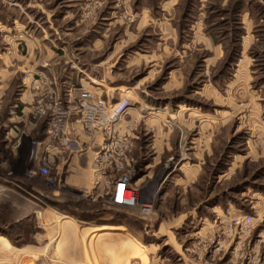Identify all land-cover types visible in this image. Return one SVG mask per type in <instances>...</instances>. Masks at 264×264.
Returning <instances> with one entry per match:
<instances>
[{
  "label": "rangeland",
  "instance_id": "1",
  "mask_svg": "<svg viewBox=\"0 0 264 264\" xmlns=\"http://www.w3.org/2000/svg\"><path fill=\"white\" fill-rule=\"evenodd\" d=\"M49 67L129 102L112 156L130 161L137 206L109 202L102 137L81 128L87 153L70 163L71 135L62 159L49 155L52 182L38 174L36 100L43 88L61 99ZM0 86V131L13 121L0 144V264H143L117 251L127 242L144 264H264V0H0ZM46 233L64 245L51 250Z\"/></svg>",
  "mask_w": 264,
  "mask_h": 264
},
{
  "label": "built area",
  "instance_id": "2",
  "mask_svg": "<svg viewBox=\"0 0 264 264\" xmlns=\"http://www.w3.org/2000/svg\"><path fill=\"white\" fill-rule=\"evenodd\" d=\"M55 95L51 89L43 88L39 99L36 100L34 117L46 116L44 139L38 142L39 145L41 144L40 151L46 154V158L40 157L44 166L39 168L38 174L44 176L48 182H52L51 177L47 176L50 171L48 165L51 162L49 155L54 156L55 159H62L67 154L70 148L68 137L71 138L72 135L71 124L75 122L85 134L102 137L100 149L94 157L95 166H98L95 173L108 185L104 195L108 197L109 202L116 207L137 206L139 200L133 188L135 171L130 168V161L121 151H116L115 157L112 156V145H117L121 141V135L116 133V130L129 107V102L120 99L109 105L82 88L68 90L65 100ZM123 162L129 167L124 173ZM130 199L131 204H125ZM251 220L248 216L244 217L241 221V229L249 225Z\"/></svg>",
  "mask_w": 264,
  "mask_h": 264
},
{
  "label": "crops",
  "instance_id": "3",
  "mask_svg": "<svg viewBox=\"0 0 264 264\" xmlns=\"http://www.w3.org/2000/svg\"><path fill=\"white\" fill-rule=\"evenodd\" d=\"M57 70H61V71L58 72ZM42 72L45 74L47 79L52 81V83L50 82V85L52 86L53 90L60 96V98L62 100H65L67 98L66 93L68 92V90H71V89L77 90L78 87H81L85 91H87L85 89L86 86L93 88V89H97L99 91V93L95 97L99 98V99H101L100 96H102L103 93L105 94L107 92V91H105L106 89L101 87L102 85H99L100 82H102L103 80H101L99 78L98 79L97 78H90L89 75L85 74L84 72H82V74L86 77L87 80L85 81V79H84V81H83V79H80V82L76 86L73 85V82H72L71 74H73V73L71 71L66 72V70L64 68L58 69L57 67H49V68L42 70ZM56 74H58V75L56 76ZM1 84L3 85V83H1ZM95 84H98L99 87H97V85H95ZM4 85H5V87L3 89ZM4 85L2 86V90H4V91L8 90V85H6V84H4ZM117 87H122V85H116V86H114V88H110V92L115 93V94H116V92H120L118 90H115ZM0 88H1V86H0ZM0 94H5V93L2 91V93L0 92ZM30 95L31 94L29 93V90H27L22 95H19L18 99L15 100V107L17 108L18 105L20 106L19 114H21L22 117L25 116L26 105L30 104ZM106 100H107V98H106ZM103 101H105V100H103ZM16 118L19 121H20V119H22L21 117H15V116L13 119H16ZM7 120H8L7 123L2 127V131H0V144L4 143L5 140L8 139L12 134L11 128H9V130H6V129H7V127H10L11 124H13V123H11L13 121H11V118H9V117ZM19 121H18V123H19ZM22 124L24 127L25 126V120H22ZM13 128H15V127L13 126ZM71 128H72V138H73V140H71V141H72L73 145L71 148L72 149V156H71L72 160L70 161V163L73 164V161L75 160L74 157H77V155H80V154L83 155V153L84 154L87 153V149L89 148V143L88 142H86V144L83 143V140L80 137V130H79L80 127L77 123L73 122L71 124ZM35 136L33 138L34 140L41 141L44 138L43 129H40L38 132H36ZM81 144H84V145H81ZM74 155H76V156H74ZM36 158H38V157H36ZM77 163H78V161H77ZM67 168L68 167L66 166V169H65L66 172H67ZM0 187H2V186H0Z\"/></svg>",
  "mask_w": 264,
  "mask_h": 264
},
{
  "label": "bare ground",
  "instance_id": "4",
  "mask_svg": "<svg viewBox=\"0 0 264 264\" xmlns=\"http://www.w3.org/2000/svg\"><path fill=\"white\" fill-rule=\"evenodd\" d=\"M122 88L121 87H117L115 90H121ZM125 91V90H124ZM129 92V91H128ZM128 92H126V93H128ZM6 191H5V189L4 188H2V187H0V196H3L4 195V193H5ZM6 194V193H5ZM118 197L120 198V195H118ZM131 202H132V200L130 199V200H127V204L128 205H130L131 204ZM123 203H125V202H123ZM133 203H134V200H133ZM126 204V203H125ZM29 205V204H28ZM27 205V206H28ZM26 207V206H25ZM25 209V208H24ZM30 213L29 212H25V211H23V212H21L20 213V218H19V220L21 221L22 219H25L28 215H29ZM19 217V216H18ZM58 219H60V218H58ZM58 221H60V220H58ZM62 222H65V219H62ZM66 224V223H65ZM69 225V224H68ZM40 226V225H39ZM104 228V227H103ZM109 229V228H108ZM41 239H42V241H46L47 243H49L50 245L51 244H54L53 246L51 245L50 246V249L51 250H56V249H58V248H60V247H62V245H64L63 243L64 242H62L61 241V239H59L58 241H55V242H53L54 240H55V234H49V233H46L45 234V236H43V237H41ZM118 246V245H117ZM123 248L125 249V251H127V256L128 257H130V258H138V259H140V258H144V260H145V262L144 263H146L147 262V259H146V257L144 256V253H143V250L141 249V248H139L137 245L135 246V245H133V244H131V243H129V242H127L125 245L123 244V246L121 245L120 247H118L117 248V251H123ZM21 253H23L24 255H27L29 252L31 253V251H32V248H30V247H23V248H21ZM33 251H34V249H33ZM34 252H36V251H34ZM34 252H33V254H34ZM4 254H7V250H6V248H5V246L4 245H1L0 244V258H1V256H3ZM29 255V254H28ZM30 255H32V254H30ZM36 255V254H35ZM143 263V264H144Z\"/></svg>",
  "mask_w": 264,
  "mask_h": 264
}]
</instances>
